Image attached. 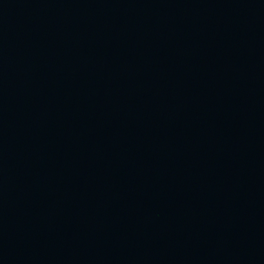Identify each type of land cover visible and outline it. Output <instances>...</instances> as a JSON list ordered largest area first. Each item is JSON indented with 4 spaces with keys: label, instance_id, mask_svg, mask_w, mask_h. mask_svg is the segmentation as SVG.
Segmentation results:
<instances>
[{
    "label": "water",
    "instance_id": "1",
    "mask_svg": "<svg viewBox=\"0 0 264 264\" xmlns=\"http://www.w3.org/2000/svg\"><path fill=\"white\" fill-rule=\"evenodd\" d=\"M0 264H264V0H0Z\"/></svg>",
    "mask_w": 264,
    "mask_h": 264
}]
</instances>
